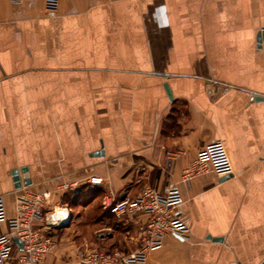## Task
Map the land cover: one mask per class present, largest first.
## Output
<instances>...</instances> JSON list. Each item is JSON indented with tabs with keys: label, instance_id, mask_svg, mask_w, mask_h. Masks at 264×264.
I'll return each mask as SVG.
<instances>
[{
	"label": "crops",
	"instance_id": "1",
	"mask_svg": "<svg viewBox=\"0 0 264 264\" xmlns=\"http://www.w3.org/2000/svg\"><path fill=\"white\" fill-rule=\"evenodd\" d=\"M262 31L264 0H0L7 219L26 192L76 211L41 264L135 251L144 218L117 220L103 201L144 188L181 194L189 229L146 264L264 262ZM203 151L206 169L187 181ZM90 176L104 183L57 191Z\"/></svg>",
	"mask_w": 264,
	"mask_h": 264
},
{
	"label": "built area",
	"instance_id": "2",
	"mask_svg": "<svg viewBox=\"0 0 264 264\" xmlns=\"http://www.w3.org/2000/svg\"><path fill=\"white\" fill-rule=\"evenodd\" d=\"M19 3L23 0H11ZM179 153L169 154V158ZM210 155L207 151L199 153L195 168L187 170L189 181L203 173ZM104 183L101 177L90 176L58 188L66 193L79 190L84 185L93 187ZM53 192H26L17 199L16 216L7 219L4 202L0 198V223L6 222L8 233L0 234V264H41L56 245L59 231L67 228L73 214L69 206H52ZM184 203L179 193L161 195L152 188H144L135 198L126 197L118 201L105 199L103 206L117 220L139 219V247L133 252L120 249H88L79 256L76 264H146L149 252L163 243L166 236L182 241L189 239V229L184 220L177 216L176 210ZM18 240L21 247L17 246ZM70 264V263H67Z\"/></svg>",
	"mask_w": 264,
	"mask_h": 264
},
{
	"label": "water",
	"instance_id": "3",
	"mask_svg": "<svg viewBox=\"0 0 264 264\" xmlns=\"http://www.w3.org/2000/svg\"><path fill=\"white\" fill-rule=\"evenodd\" d=\"M257 42H258V44H261V43L264 42V31H262V32L258 35V37H257ZM166 89H167V92H168L169 97L172 98L171 91L169 90L168 87H166ZM256 100H264V99H261V98L259 99V98H258V99H256ZM96 155H97V156H98V155H103V153H97ZM14 175H16L15 172H14ZM225 178L227 179V177H225ZM14 180H15V183H17V184H16V187L19 188L21 185L19 184V179H18V177H15ZM15 243L17 244V246L21 247V244H20V242H19L18 240H16ZM262 264H264V262H263Z\"/></svg>",
	"mask_w": 264,
	"mask_h": 264
},
{
	"label": "rangeland",
	"instance_id": "4",
	"mask_svg": "<svg viewBox=\"0 0 264 264\" xmlns=\"http://www.w3.org/2000/svg\"><path fill=\"white\" fill-rule=\"evenodd\" d=\"M87 199H88V198H84V199H83V202H82L81 204H79L78 206H81V205L83 206L84 202L87 201ZM69 208H71L70 205H69ZM72 208L74 209V207H72ZM73 209H71V210H72V213H76V211H73ZM62 230H63V229H62ZM62 230H61V231H62ZM61 231L58 232V235H59V233H60Z\"/></svg>",
	"mask_w": 264,
	"mask_h": 264
}]
</instances>
